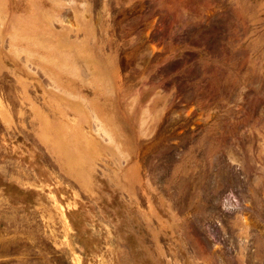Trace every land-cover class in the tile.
Instances as JSON below:
<instances>
[{"label": "rangeland", "instance_id": "1", "mask_svg": "<svg viewBox=\"0 0 264 264\" xmlns=\"http://www.w3.org/2000/svg\"><path fill=\"white\" fill-rule=\"evenodd\" d=\"M0 264H264V0H0Z\"/></svg>", "mask_w": 264, "mask_h": 264}]
</instances>
